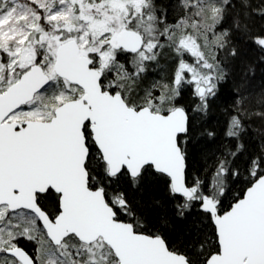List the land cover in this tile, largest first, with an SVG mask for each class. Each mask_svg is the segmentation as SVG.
Listing matches in <instances>:
<instances>
[{
  "label": "snow or ice",
  "instance_id": "obj_1",
  "mask_svg": "<svg viewBox=\"0 0 264 264\" xmlns=\"http://www.w3.org/2000/svg\"><path fill=\"white\" fill-rule=\"evenodd\" d=\"M0 264H264V0H0Z\"/></svg>",
  "mask_w": 264,
  "mask_h": 264
}]
</instances>
